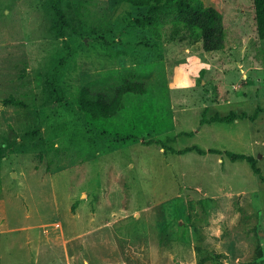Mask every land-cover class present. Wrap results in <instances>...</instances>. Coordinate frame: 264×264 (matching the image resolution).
Masks as SVG:
<instances>
[{"label":"rangeland","instance_id":"obj_1","mask_svg":"<svg viewBox=\"0 0 264 264\" xmlns=\"http://www.w3.org/2000/svg\"><path fill=\"white\" fill-rule=\"evenodd\" d=\"M204 1L224 14L219 50L171 37L175 5L142 27L149 6L59 0L62 25L52 0H0V195L27 226L4 237L2 264H66L64 250L74 264H182L192 242L199 260L223 253L199 264H264V181L227 154L264 176V38L254 0ZM125 77L147 90L114 116L111 132L139 133L119 144L88 128L78 97Z\"/></svg>","mask_w":264,"mask_h":264},{"label":"trees","instance_id":"obj_2","mask_svg":"<svg viewBox=\"0 0 264 264\" xmlns=\"http://www.w3.org/2000/svg\"><path fill=\"white\" fill-rule=\"evenodd\" d=\"M136 6H149V13L144 16L136 17L135 21L142 27H153L158 22L156 13L165 6L175 5L178 8L177 17L173 23L171 37L175 38L178 34L185 31L193 41H203V46L208 51L219 50L224 47L227 28L224 23V14L220 8L206 5L204 0H124ZM256 10L257 32L260 38H264V0H254ZM56 13L60 16L62 25L68 23L64 10L59 6V0H52ZM58 70L55 74L57 75ZM145 84L142 81L131 77H125L120 85L115 88L113 95L94 93L92 88L84 86L81 88L78 97V106L83 113L84 120L90 130H96L101 135L115 136L117 143L121 144L127 140H137L139 133L135 134L117 131L115 134L110 131L113 118L124 107V97L127 93L146 92ZM5 103L19 105L21 100L16 97H7ZM247 113H243L246 116ZM238 113L232 112L229 115H216L215 119L219 121L232 122ZM114 134V135H112ZM201 153H206L205 149L196 147ZM194 149L190 147L189 150ZM211 152H221L220 149L211 148ZM227 154L233 159H247L250 161L254 171L260 175L261 168L256 164L255 159L246 153L227 151ZM0 187L2 181L0 179ZM223 256V253H215L213 256H206L201 259L202 262L210 258L216 259ZM214 264H226L224 262Z\"/></svg>","mask_w":264,"mask_h":264},{"label":"crops","instance_id":"obj_3","mask_svg":"<svg viewBox=\"0 0 264 264\" xmlns=\"http://www.w3.org/2000/svg\"><path fill=\"white\" fill-rule=\"evenodd\" d=\"M26 227H27L26 225H22V224L11 225L10 219H9V205H8L7 198L3 194L0 195V264H2V261H3L1 252H2V247L4 246L3 245L4 244V237L5 236L8 237V234L11 231L15 232L18 230L25 229ZM30 240H32V238H30ZM42 241H46V243L48 244L47 247L54 245L55 243L57 244L56 240H52V239H43L42 238ZM64 244H65V247L67 248V243L65 242ZM192 246H191L190 255L184 254L182 256H179V258L183 263H186V264H189V263L199 264V261L202 262L197 257L199 252L196 251V247L194 246L193 242H192ZM65 252H66V255H65ZM170 253H172V256H175V253H173L172 251ZM219 253H222V252L219 251ZM64 255H65L66 264H74V260L71 256L69 250H66V251L64 250ZM55 259H56V257L50 258L49 264H62V262H63L62 259H56V260ZM225 262H228V261H225ZM36 263L40 264L39 260H37ZM87 263L90 264V262L87 259H85V264H87Z\"/></svg>","mask_w":264,"mask_h":264}]
</instances>
